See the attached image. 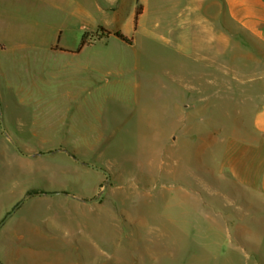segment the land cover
Here are the masks:
<instances>
[{"label":"rangeland","instance_id":"rangeland-1","mask_svg":"<svg viewBox=\"0 0 264 264\" xmlns=\"http://www.w3.org/2000/svg\"><path fill=\"white\" fill-rule=\"evenodd\" d=\"M65 2L0 0V264H264L221 171L258 90L191 91L209 0L198 27L191 0Z\"/></svg>","mask_w":264,"mask_h":264},{"label":"crops","instance_id":"crops-1","mask_svg":"<svg viewBox=\"0 0 264 264\" xmlns=\"http://www.w3.org/2000/svg\"><path fill=\"white\" fill-rule=\"evenodd\" d=\"M38 1L61 12L67 5L65 0ZM204 1L191 0L190 18H195L196 27L198 12L203 9ZM206 9L214 10L209 20H206L209 28L205 33L195 29L190 35L194 42H191L190 47L196 52V59L201 60L203 49L197 41L204 38L208 41L209 49L205 59L212 74L211 79H207L205 88L200 84L191 86L195 95L193 100L197 107L204 102L203 95L208 99L219 90H226L229 94L235 86L244 87L246 80L254 82L252 90H258V95L248 99L252 106L251 127L244 126L239 112L238 145L225 147L224 154L227 153L228 158L225 160L226 156L223 157L221 171L225 176L224 181L236 187L237 197L231 186L227 199L231 204L234 198L238 202L239 239L242 241L243 234L253 227L255 240L261 238L264 243V0H209ZM218 16L222 19V28L215 25ZM231 30L235 33H231ZM246 74L252 75L248 77ZM244 101L243 99L239 104H244ZM207 171L214 175L213 168H207ZM259 233L261 237H257Z\"/></svg>","mask_w":264,"mask_h":264},{"label":"water","instance_id":"water-1","mask_svg":"<svg viewBox=\"0 0 264 264\" xmlns=\"http://www.w3.org/2000/svg\"><path fill=\"white\" fill-rule=\"evenodd\" d=\"M2 117H1V114H0V126H1V129L2 130H4V128H3V123H2ZM8 138V137H7ZM13 144V143H12ZM13 147H14V149H15V151L17 152V154L19 155V156H21V157H24V158H35V157H41V156H43V157H46V156H50L52 153H45V154H36V155H32V156H24L20 151H19V149L13 144ZM56 152H63V153H67L66 151H64V150H57ZM68 154V153H67ZM73 158V157H72ZM77 162V161H76ZM79 164H81V165H83V166H88V165H86V164H83V163H80V162H78ZM91 168H93V169H95V170H97V171H100V172H102L105 176H106V178H107V182L109 181V174L106 172V171H104V170H102V169H100V168H95V167H92V166H90ZM104 190H105V186H104V188H103V190H102V192H104ZM44 194L43 193H38V194H35L34 196H43ZM53 195H56V194H53ZM28 197H26L25 199H27ZM97 201V198H94L93 200H90V201H84V203H95ZM22 202L23 201H21L19 204H17V206L16 207H19L21 204H22ZM10 213L6 216V218L0 223V228L3 226V224H4V222L10 217Z\"/></svg>","mask_w":264,"mask_h":264},{"label":"trees","instance_id":"trees-1","mask_svg":"<svg viewBox=\"0 0 264 264\" xmlns=\"http://www.w3.org/2000/svg\"><path fill=\"white\" fill-rule=\"evenodd\" d=\"M115 36L117 37V38H119V39H121V40H123V41H125V38L123 37V36H121L120 34H115ZM84 43L82 42V45H83Z\"/></svg>","mask_w":264,"mask_h":264},{"label":"flooded vegetation","instance_id":"flooded-vegetation-1","mask_svg":"<svg viewBox=\"0 0 264 264\" xmlns=\"http://www.w3.org/2000/svg\"><path fill=\"white\" fill-rule=\"evenodd\" d=\"M3 133H4V135L6 136V138L8 137L7 135H6V133H5V131L3 130ZM11 142V141H10Z\"/></svg>","mask_w":264,"mask_h":264}]
</instances>
